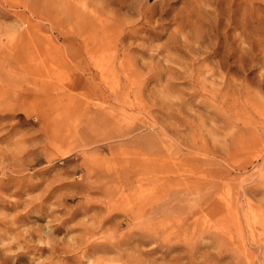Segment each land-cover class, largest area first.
Instances as JSON below:
<instances>
[{
    "label": "rangeland",
    "instance_id": "rangeland-1",
    "mask_svg": "<svg viewBox=\"0 0 264 264\" xmlns=\"http://www.w3.org/2000/svg\"><path fill=\"white\" fill-rule=\"evenodd\" d=\"M0 264H264V0H0Z\"/></svg>",
    "mask_w": 264,
    "mask_h": 264
}]
</instances>
